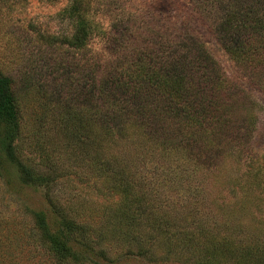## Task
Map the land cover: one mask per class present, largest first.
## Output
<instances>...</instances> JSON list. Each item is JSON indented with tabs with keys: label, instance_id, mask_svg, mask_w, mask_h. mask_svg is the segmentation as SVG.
Instances as JSON below:
<instances>
[{
	"label": "trees",
	"instance_id": "obj_1",
	"mask_svg": "<svg viewBox=\"0 0 264 264\" xmlns=\"http://www.w3.org/2000/svg\"><path fill=\"white\" fill-rule=\"evenodd\" d=\"M179 1L211 21L264 98V0ZM60 15L71 32L40 44L46 57L34 47L23 76L41 110L33 136L44 138L33 151L23 146L13 80L0 71L4 154L49 209L31 215L9 257L264 264V149L250 145L259 103L225 76L186 22L174 35L157 14L97 0H70ZM70 178L101 185L109 199L100 215L64 190Z\"/></svg>",
	"mask_w": 264,
	"mask_h": 264
},
{
	"label": "rangeland",
	"instance_id": "obj_2",
	"mask_svg": "<svg viewBox=\"0 0 264 264\" xmlns=\"http://www.w3.org/2000/svg\"><path fill=\"white\" fill-rule=\"evenodd\" d=\"M69 1L0 0V71L13 80V93L22 114L23 146L27 151H33V140L38 138L33 136V132L39 127L41 117L34 87L26 88V81L23 79L25 71H28V54L36 47L39 48L38 56L46 57L47 54L43 55L41 52L40 44L61 43L63 37L71 32L70 21L60 15V11ZM97 1L112 9L129 6L157 14L163 25L174 35L178 33L180 24L186 22L218 62L225 76L259 103L261 108L250 145L256 151L264 149V98L260 91L246 80L235 62L217 42L211 21L204 19L190 4L179 0H175V3L171 0ZM103 56L108 57L106 54ZM98 76L101 77V73ZM54 81L52 77L47 79L49 83ZM43 136L38 139L42 141ZM24 152L26 153L25 150ZM74 180L76 179L64 180V190H72L73 197L84 200V207L88 211L100 215L109 199L107 194L97 189L101 188V185L91 182L95 186H87ZM40 210H49L43 191L21 181L16 168L4 154L0 137V264H11L14 260L17 264H24L25 254L22 252L17 253L15 258L9 257L10 243L16 238L19 240V246L23 244L24 226H28L31 215ZM116 264L146 263L123 258Z\"/></svg>",
	"mask_w": 264,
	"mask_h": 264
}]
</instances>
